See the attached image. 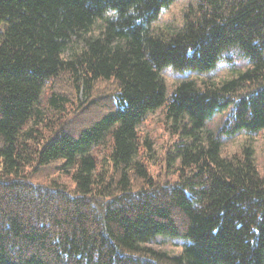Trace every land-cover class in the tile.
Here are the masks:
<instances>
[{"label": "trees", "instance_id": "obj_1", "mask_svg": "<svg viewBox=\"0 0 264 264\" xmlns=\"http://www.w3.org/2000/svg\"><path fill=\"white\" fill-rule=\"evenodd\" d=\"M175 1L0 0V264H264V173L222 140L264 130V0H197L154 26ZM233 46L250 69L167 97L163 69L206 74ZM159 109L175 180L146 162Z\"/></svg>", "mask_w": 264, "mask_h": 264}, {"label": "rangeland", "instance_id": "obj_2", "mask_svg": "<svg viewBox=\"0 0 264 264\" xmlns=\"http://www.w3.org/2000/svg\"><path fill=\"white\" fill-rule=\"evenodd\" d=\"M197 0H176L169 8L162 11L159 20L154 24L156 27L181 25L184 13L194 6ZM251 68L250 60L245 56L238 46H233L224 52L220 58L216 68L206 74H198L196 72H179L172 67L162 70L161 76L166 86V95L171 97L175 89L185 82H201V81H230L239 76L242 72ZM227 117L226 112L217 114L213 119L207 122L206 129L218 134L223 122ZM142 138L149 137L153 142L155 156L153 160H147L149 171L153 175H162L173 180L177 178L176 174H169L167 169L166 155L167 149L175 142L180 140V136L176 134L170 123L159 109L156 113L150 115L146 122L141 126ZM224 142L223 155H231L242 147L253 145L255 161L260 173H264V130L253 135L242 132L231 138L222 136ZM152 246L157 250H161L170 254H180L183 251L184 240L181 238H164L158 236Z\"/></svg>", "mask_w": 264, "mask_h": 264}, {"label": "clouds", "instance_id": "obj_3", "mask_svg": "<svg viewBox=\"0 0 264 264\" xmlns=\"http://www.w3.org/2000/svg\"><path fill=\"white\" fill-rule=\"evenodd\" d=\"M131 11V10H130ZM105 15L112 18V19H116L119 15L118 10L115 9H109L105 12Z\"/></svg>", "mask_w": 264, "mask_h": 264}]
</instances>
